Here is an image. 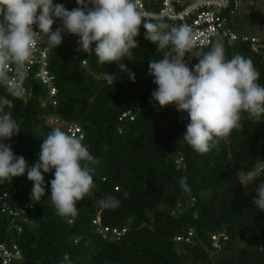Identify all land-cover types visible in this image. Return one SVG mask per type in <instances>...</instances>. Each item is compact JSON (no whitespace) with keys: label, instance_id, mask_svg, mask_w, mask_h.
I'll use <instances>...</instances> for the list:
<instances>
[{"label":"trees","instance_id":"1","mask_svg":"<svg viewBox=\"0 0 264 264\" xmlns=\"http://www.w3.org/2000/svg\"><path fill=\"white\" fill-rule=\"evenodd\" d=\"M249 9L252 18L255 11ZM245 20L237 13L233 31L257 43L215 38L207 48L190 54L189 67L220 41L227 58H251L260 73L258 82L264 85V18L258 22L259 36L248 35ZM61 23L55 20L52 30ZM135 39V59L121 61L135 74V82L116 63L99 64L94 52L79 49V37L65 34L47 58L56 105L46 102L47 90L37 80L26 85L21 98L8 97L13 99L10 111L20 132L0 142L10 144L29 167L37 162L43 139L54 128L66 131L69 124L80 128L83 143L99 160L90 165L95 186L77 202L75 217L59 215L49 199L54 170L42 172L45 194L39 202L30 198L33 182L27 170L0 183V244L8 249L14 244L20 253L9 264H264V212L253 204L255 184L264 176L248 186L240 183L259 159L264 160V116L255 121L244 114L242 128L208 153L196 152L183 139L187 113L174 105L160 107L151 99L157 85L148 65L162 58V52L145 39L142 26ZM76 53L78 59L73 60ZM82 60H87L86 66H81ZM103 72L117 76L112 86ZM0 96H8L3 86ZM126 112L132 119L119 120ZM181 179L190 191L181 187ZM108 196L118 200L116 207L102 206ZM28 202L26 220L11 222L8 211H20ZM97 217L103 226L123 229L124 234L102 239L91 223ZM188 229L193 231L190 243L174 240L186 236Z\"/></svg>","mask_w":264,"mask_h":264},{"label":"clouds","instance_id":"2","mask_svg":"<svg viewBox=\"0 0 264 264\" xmlns=\"http://www.w3.org/2000/svg\"><path fill=\"white\" fill-rule=\"evenodd\" d=\"M76 4L78 7L67 10L53 0H0V86L8 93L0 96V141L20 132L10 111L13 99L8 97L24 95L23 80L38 45L44 44L51 51L61 46L65 34L77 36L81 51L94 52L101 65L116 63L135 82V74L121 61L135 59V38L141 26L145 39L162 52V58L148 65V74L157 85L151 99L160 107L174 105L178 112L187 113L189 123L183 139L193 150L201 154L211 151L219 140L242 128L244 114L255 121L264 116V85L258 82L260 73L251 58L235 54L229 59L223 44L216 41L190 68L185 56L199 42L188 24L169 28L158 18L153 22L139 10L136 0H76ZM55 20L62 23L53 31ZM13 70L16 76L10 75ZM103 77L111 86L117 80L115 74L103 72ZM98 162L82 136L54 128L43 139L38 160L31 167L23 156L14 155L10 144L0 142V183L10 182L27 170V179L33 182L30 198L39 202L45 194L42 172L54 170L49 199L59 215L75 217L77 202L95 186L90 165ZM262 176L264 160L259 159L240 183L248 186ZM180 184L190 191L186 179ZM255 185L253 204L264 212V180ZM101 204L116 207L118 200L108 196Z\"/></svg>","mask_w":264,"mask_h":264},{"label":"built area","instance_id":"3","mask_svg":"<svg viewBox=\"0 0 264 264\" xmlns=\"http://www.w3.org/2000/svg\"><path fill=\"white\" fill-rule=\"evenodd\" d=\"M146 2L147 0H136L139 10L145 13L146 18L152 19L153 22H157L154 18H158L168 25H174V27L185 23L191 26L195 39L199 42L193 51L207 48L212 41L218 37L227 39L229 42L238 40L242 42L250 41L252 44L258 42L257 39L252 37H238L231 27L232 19L239 12L240 0H149L148 2L151 6L149 9L147 7L148 2ZM53 4L63 3L53 0ZM89 7H92V5H89ZM66 9L69 10L68 8ZM33 27L34 30L38 31L35 25ZM192 52L187 53L185 56V60L188 63L189 56ZM48 53L49 50L46 49L44 44L38 45L37 49L34 51L28 68L27 77L23 80V87L25 89L24 95L27 91L26 85L32 80H37L47 90L46 102L55 106L56 102L54 97L57 90L53 84V76L48 71ZM72 59H78L77 53L72 56ZM80 64L81 66H86L84 60H82ZM10 75L16 76L15 71L13 70L10 72ZM44 104L45 103H42V106ZM124 117H130V119H132L130 112L123 113L119 120ZM66 132L81 136V130L76 124H69L66 128ZM26 209H31L29 202L26 203L24 209L20 211H8L11 222L16 220L25 221L24 215ZM92 225L95 228L96 234L102 239H119L125 232L123 229H111L103 226L98 218L92 220ZM192 232V229H188L185 232L186 236L175 237V240L178 242L184 241L190 243ZM212 240L216 241L217 238L212 237ZM214 246H216V244H214ZM0 257L2 264H9L11 258H20V253L14 244H12L11 249H8L5 244H0Z\"/></svg>","mask_w":264,"mask_h":264},{"label":"rangeland","instance_id":"4","mask_svg":"<svg viewBox=\"0 0 264 264\" xmlns=\"http://www.w3.org/2000/svg\"><path fill=\"white\" fill-rule=\"evenodd\" d=\"M62 1L64 4L70 6V7H77L78 5L76 4V0H60ZM241 4H240V9L238 12V15L240 17L243 16L246 20L247 23L250 24V26H248L249 24H247L245 26V29L248 33V35H254V36H259V26H258V22L260 21L261 18H264V11L263 8V3L264 0H240ZM252 7L254 8L255 14L252 18H250L249 14H247V12H249V8ZM261 16H260V15ZM50 122H55L54 118H50Z\"/></svg>","mask_w":264,"mask_h":264}]
</instances>
